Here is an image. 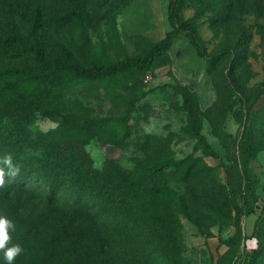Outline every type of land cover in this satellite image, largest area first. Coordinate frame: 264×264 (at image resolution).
Masks as SVG:
<instances>
[{
	"label": "rangeland",
	"instance_id": "obj_1",
	"mask_svg": "<svg viewBox=\"0 0 264 264\" xmlns=\"http://www.w3.org/2000/svg\"><path fill=\"white\" fill-rule=\"evenodd\" d=\"M170 3L0 0V115H21L33 145L64 144L99 173L97 196L67 183L58 206L103 209L116 235L142 241L133 250L168 264H264V0H181L204 58L186 33L156 49L173 30ZM145 57L147 72L99 80L57 70ZM35 74L43 79L24 89L7 85ZM24 162L29 193L7 194L17 176L0 186L9 244L23 248L14 264H86L82 248L53 236L45 170ZM247 183L257 202L238 218Z\"/></svg>",
	"mask_w": 264,
	"mask_h": 264
},
{
	"label": "trees",
	"instance_id": "obj_2",
	"mask_svg": "<svg viewBox=\"0 0 264 264\" xmlns=\"http://www.w3.org/2000/svg\"><path fill=\"white\" fill-rule=\"evenodd\" d=\"M180 8L181 0H171L169 18L173 30L156 45V49L163 51L169 48L180 33H186L198 54L204 58L203 45L196 30L181 23ZM35 50L38 58L45 61L43 48L36 47ZM151 63L152 58L145 57L133 62L110 66L86 67L66 64L58 66L57 70L62 74L65 70L74 69L84 78L99 80L124 73L147 72ZM43 76L35 74L26 78H18L8 82L7 85L11 89H24L33 83L40 82ZM4 153H11L14 163H17L20 169L24 167V161L27 159L33 158L40 163L41 168L49 177L47 206L55 211L57 220L53 236L56 240L60 237L59 242H67L82 248V259L86 264H168L167 258L155 254L156 250L153 255H146L143 246L137 251L133 250L137 245L141 246L142 241L134 243L133 239L127 238L126 232L116 235L113 228L106 226L103 209L99 211L95 207L86 205L83 199L73 202L66 209L58 206L60 192L67 183L79 186L81 190H87L88 196H97L98 190L103 189L99 173L87 167V164L81 161L80 156L70 151L64 144L55 143L41 147L33 145L29 141L27 126L21 115L11 112H3L0 115V155ZM149 170L153 173H160L163 169L151 167ZM236 178L237 176L232 174L230 186H235ZM8 186L11 191L7 194L13 192L21 199L29 193L20 173ZM239 191L242 206L238 207V218L243 213L246 215L251 213L257 202L254 185L239 184Z\"/></svg>",
	"mask_w": 264,
	"mask_h": 264
},
{
	"label": "clouds",
	"instance_id": "obj_3",
	"mask_svg": "<svg viewBox=\"0 0 264 264\" xmlns=\"http://www.w3.org/2000/svg\"><path fill=\"white\" fill-rule=\"evenodd\" d=\"M20 172V167L14 163L11 153L0 155V186L5 183V177L14 178ZM15 230V225L6 216L0 215V264H14L18 255L23 252L19 243H11L10 231Z\"/></svg>",
	"mask_w": 264,
	"mask_h": 264
}]
</instances>
